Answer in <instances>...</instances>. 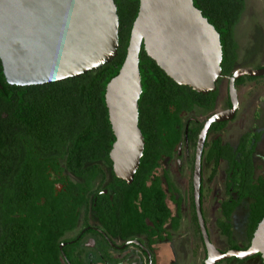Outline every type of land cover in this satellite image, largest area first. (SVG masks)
<instances>
[{
	"label": "trees",
	"instance_id": "16d2710c",
	"mask_svg": "<svg viewBox=\"0 0 264 264\" xmlns=\"http://www.w3.org/2000/svg\"><path fill=\"white\" fill-rule=\"evenodd\" d=\"M114 1L120 25L118 55L98 70L51 84L21 87L7 83L0 61V197L5 201L0 209V264H11L13 254L18 255L15 252L20 247L19 237L9 227L6 213L12 178H44L41 173L43 164L51 163L58 156H67L69 162L74 159V175L79 178L97 180L107 175L117 178L110 159L116 139L105 95L107 85L119 74L125 61L140 3L139 0ZM194 6L219 33L223 51L222 74L231 76L240 61L235 32L245 13L246 0H194ZM139 59L143 90L139 100V128L145 139V150L132 185L118 178L116 181L122 186L123 195L133 196L122 198L123 203L140 198L139 221L143 235L155 240L154 237H161L163 226L168 221L173 223L175 231L181 227L180 210L184 203L180 189L169 178V172L161 175L158 171L166 158L172 160L176 157L179 144L184 143L186 130L189 145L196 147L204 124L185 119L191 113L204 116L212 113L217 106L219 91L201 94L178 85L146 54L143 46ZM257 80L241 77L236 87ZM227 103L231 106L229 101ZM225 126L224 122L212 124L209 133H218ZM263 133H253L251 140L247 139L248 134L241 140L253 142L256 148ZM253 147L247 152L240 149V156L235 158L231 154L232 148L224 146L220 136L211 141L206 139L205 143L204 157L213 167L209 181L215 179L221 159L225 158L229 163V193L233 190L238 194L236 199L229 198L222 204L223 217L219 221V229L228 237L229 249L232 250L247 249L264 219V177L256 178ZM12 160L17 163L12 165ZM164 185L178 209L174 217L166 203L169 195ZM190 185L192 219L199 228L192 181ZM137 191L141 193L140 197H136ZM246 201L249 202L245 230L248 244L241 247L233 240L231 220L236 209ZM147 221L153 223L158 231H152ZM44 243L40 238L32 241L27 255L32 248L42 247ZM250 260L263 264L259 254L236 261L243 264Z\"/></svg>",
	"mask_w": 264,
	"mask_h": 264
},
{
	"label": "water",
	"instance_id": "95a60500",
	"mask_svg": "<svg viewBox=\"0 0 264 264\" xmlns=\"http://www.w3.org/2000/svg\"><path fill=\"white\" fill-rule=\"evenodd\" d=\"M139 3L125 61L105 95L116 139L110 151L113 172L127 184L133 182L145 150L139 128L142 46L169 78L198 93L215 92L222 77L220 35L194 0ZM119 26L114 0H0V61L5 79L10 85L37 86L98 70L118 55ZM241 77H264V67L238 68L228 77L231 108L205 122L196 144L193 200L207 252L205 264L233 257L243 261L258 254L264 264V219L247 249L222 252L211 241L201 202L206 139L212 124L234 119L239 106L235 83Z\"/></svg>",
	"mask_w": 264,
	"mask_h": 264
},
{
	"label": "flooded vegetation",
	"instance_id": "af4514ba",
	"mask_svg": "<svg viewBox=\"0 0 264 264\" xmlns=\"http://www.w3.org/2000/svg\"><path fill=\"white\" fill-rule=\"evenodd\" d=\"M228 77L222 74L217 83V90L219 91L218 101L221 83L224 80L229 83ZM262 78L264 77L258 78V80ZM227 101L230 102L229 96ZM217 106L212 113L205 116V121L203 122L193 118L191 116L193 113L188 114L189 116L185 120L205 124L211 116L231 108L227 103L225 110L217 111ZM237 114L238 111L234 119L224 122L226 126L222 131L208 133V141L218 136L221 137L220 133L225 131L229 123L236 120ZM256 132L260 131L254 128L252 131L245 132L235 144L224 142L223 139L222 141L224 146L228 145L232 148V157L236 158L240 156V149L247 152L254 145L251 141L242 142L241 139L249 134L247 139L251 140L252 134ZM213 135H215L214 138H212ZM258 146L259 144L256 148L253 147L255 154L252 160L256 178H261L264 177V167L260 168L258 162L260 163L261 160L264 162V158L261 157V160H258ZM177 150L176 157H173L172 160L166 158L163 161L158 174L163 175L168 171L169 178H175L171 173V167L176 166L177 170L182 172L184 169L182 166L183 160L189 158L193 163V169L196 147L189 145L188 130L185 132L184 143H180ZM14 162L12 160V165L17 163V161ZM45 164H43L41 171L44 178H12L9 182L11 191L8 204L6 205L8 225L15 232L14 235L19 237L18 240L20 241V247L15 252L18 255L13 254L11 264H160L161 259H163L161 254H164L166 258V253H171L173 258L165 264H183L185 258H188V243L183 238L184 235L182 236V233H179L181 227L175 231L171 221H168L163 226L161 237L156 236L154 237L155 240H150L143 235L139 221L141 200L136 198L137 200H129L123 203L122 198H131L133 196L121 193L120 188L122 186L116 181L117 178L115 179L110 175L97 180L79 178L74 175V159L69 162L67 156L64 158L58 156L51 163ZM206 167H210L209 178H212L213 167L207 164L203 153L201 201L205 221L204 176ZM221 167L224 168V176L222 178H225V196L219 208L220 217L216 220L218 226L219 221L223 217L222 204L229 198L236 199L238 196L233 190L229 193L227 185L229 163L225 158L221 159L215 178L220 177ZM13 170L15 171V168ZM164 189L169 195L166 200L168 207L169 202L175 206V213L169 207L174 217L178 209L170 197L169 189L165 185ZM140 196L141 193L137 191L136 197ZM4 202V199L0 197V209L3 208ZM180 212L182 213V208ZM147 224L152 231H158L156 226L150 221H147ZM208 232L212 241L209 228ZM39 238L42 243L45 242L44 245L39 248H32L28 256L27 252H29L31 242ZM214 246L216 247L215 244ZM216 248L220 250L218 247ZM228 250L232 249L228 248ZM173 259L174 261L172 262ZM206 259L207 252L204 264ZM236 260L233 257L219 264L232 261L238 263Z\"/></svg>",
	"mask_w": 264,
	"mask_h": 264
},
{
	"label": "rangeland",
	"instance_id": "374dc122",
	"mask_svg": "<svg viewBox=\"0 0 264 264\" xmlns=\"http://www.w3.org/2000/svg\"><path fill=\"white\" fill-rule=\"evenodd\" d=\"M236 40L239 44L240 61L238 68L257 69L264 67V0H246V10L241 22L236 28ZM228 99V81L224 80L220 87V98L218 101L217 111L226 109ZM239 109L236 120L229 123L225 131L221 134L224 142L235 144L239 138L247 131L258 129L264 132V78L257 81H248L238 88ZM193 118L200 122L205 121L203 114H192ZM186 117V116H185ZM215 135L212 136L214 138ZM193 150V149H192ZM191 150V152H192ZM259 158H264V133L257 149ZM191 159L183 160V171L179 172L176 166L171 167L172 178L176 186L181 191L184 198L182 207V236L186 240H192L194 237L197 241L201 238L200 229L194 224L192 219L191 201H190V184L192 181ZM260 168L264 167V162H258ZM211 169L206 167L204 176L205 187V206L204 212L206 223L210 230L213 243L222 251L228 250L230 244L228 237L223 235L217 225V218L220 217V204L225 196V178L224 168L220 169V177L210 182ZM249 202L246 201L234 212L232 217L233 224V240L241 247L248 244L247 236H245L247 213ZM169 207L175 213V206L169 202ZM199 229V231H198ZM195 236L193 237V234ZM204 259V256H203ZM194 264L195 260L189 256L185 258L183 264ZM197 262V261H196ZM221 264H238L236 262ZM243 264H258V260H250Z\"/></svg>",
	"mask_w": 264,
	"mask_h": 264
},
{
	"label": "crops",
	"instance_id": "0c3cea01",
	"mask_svg": "<svg viewBox=\"0 0 264 264\" xmlns=\"http://www.w3.org/2000/svg\"><path fill=\"white\" fill-rule=\"evenodd\" d=\"M182 232L183 231L181 229V231H179V233L181 234ZM195 234L196 233L193 234V237L195 236ZM186 242L188 243L187 256L189 254V256L191 257V260H192V258L195 260L194 264H204L205 255H206V248H205V245L203 243L202 237L200 238L199 241H197V239L194 237L192 240L187 239ZM161 255H163V259H161L160 264H165L166 262L170 261L173 258L171 253L170 254L166 253V258L164 256V254H161ZM203 256H204V259H203ZM173 261H174V259L172 260V262ZM190 264H192L191 261H190Z\"/></svg>",
	"mask_w": 264,
	"mask_h": 264
}]
</instances>
